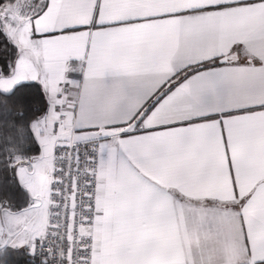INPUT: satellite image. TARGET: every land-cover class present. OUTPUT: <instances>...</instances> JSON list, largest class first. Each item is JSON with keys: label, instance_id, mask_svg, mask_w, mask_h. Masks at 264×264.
Listing matches in <instances>:
<instances>
[{"label": "snow or ice", "instance_id": "1", "mask_svg": "<svg viewBox=\"0 0 264 264\" xmlns=\"http://www.w3.org/2000/svg\"><path fill=\"white\" fill-rule=\"evenodd\" d=\"M0 264H264V0H0Z\"/></svg>", "mask_w": 264, "mask_h": 264}]
</instances>
